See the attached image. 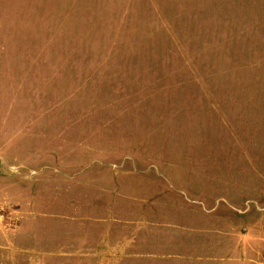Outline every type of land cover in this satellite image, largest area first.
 <instances>
[{"label": "rangeland", "instance_id": "374dc122", "mask_svg": "<svg viewBox=\"0 0 264 264\" xmlns=\"http://www.w3.org/2000/svg\"><path fill=\"white\" fill-rule=\"evenodd\" d=\"M0 264H264V0H0Z\"/></svg>", "mask_w": 264, "mask_h": 264}]
</instances>
